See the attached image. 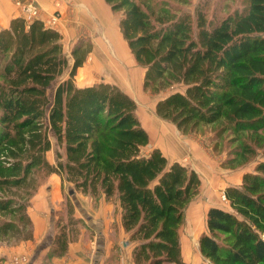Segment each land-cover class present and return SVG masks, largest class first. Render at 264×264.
<instances>
[{"label": "trees", "instance_id": "16d2710c", "mask_svg": "<svg viewBox=\"0 0 264 264\" xmlns=\"http://www.w3.org/2000/svg\"><path fill=\"white\" fill-rule=\"evenodd\" d=\"M103 1L122 15L118 29L144 68L143 92L182 88L155 103L160 119L183 134L212 126L227 148L223 166L264 156V0H198L192 12L181 9L188 0ZM61 40L55 29L23 17L0 29V247L32 240L30 201L57 174L73 194L118 202L133 264H187L179 228L198 194V175L169 164L158 149L141 155L149 137L127 93L105 82L74 85L88 53L80 44L51 99L48 91L68 65ZM50 136L55 164L46 157ZM224 198L229 210L206 212L201 256L210 264H264V159ZM73 214L67 201L41 264L63 257L77 240L80 230L72 227L81 223Z\"/></svg>", "mask_w": 264, "mask_h": 264}, {"label": "rangeland", "instance_id": "374dc122", "mask_svg": "<svg viewBox=\"0 0 264 264\" xmlns=\"http://www.w3.org/2000/svg\"><path fill=\"white\" fill-rule=\"evenodd\" d=\"M101 2L103 4L102 6L104 7L103 9H100V16L97 14V11L96 13L94 11L96 17L95 23L97 24V28L99 29L98 35H93V33L89 34L87 29H85L82 23L80 22L76 24L72 22L75 27L74 30L77 31L72 35L69 33V37L65 35L63 29H60L63 26L62 22L61 25L58 23L56 28H54L60 33L62 37L61 42L63 46V53L67 58L68 65L67 68L63 71V73L55 80L54 83H52L48 91V95L51 99L55 87L60 82L69 77V71L73 63L72 50L79 44L88 50V53H86L85 60L83 63L88 64L87 66L89 69H87L85 65V68L80 70L81 74L79 76V81L83 82L82 85H92L94 83L103 82L102 80L109 77L108 73L104 70L110 68L116 70L120 69L121 67H123L120 62H123L125 66L128 65L126 59H130L129 61L132 62V65L129 67L128 70L131 72L135 70L138 71V74L135 75V78L143 75L144 68L135 63L119 32L118 23L122 16L121 13H112L109 7L104 3V1L101 0ZM188 2L189 3L186 6L181 7V9L188 12H192L193 7L198 2V0H188ZM101 14L102 16H104L105 14V16L109 18V20L105 22V16L102 19ZM107 28L108 30H112L113 35L122 43V46L124 47V50L128 57L125 58L123 57L124 55H118L117 52L114 51L115 56L110 55L109 57V59H111L112 61V65L108 63V59L105 58L104 54L100 52L96 53V57L94 55L95 58L93 57V49L97 45H100V47L95 48V50L98 49V51L99 49H105L106 47L101 45L99 39L103 43L105 42L103 39L99 38V36L100 33H103L105 35V29ZM67 31H69V29ZM92 58L93 61H96V63L94 62L96 65H89ZM91 68L94 69L91 70ZM139 72L141 75L139 74ZM106 80L110 81V79ZM125 87L128 86L125 85ZM120 89L122 91L126 90L124 88ZM178 90L182 91V88L175 87L160 94L154 95L143 92L141 84L139 91L137 92H124L128 95L131 92V95L129 96L136 103V116L139 120V124L147 132L149 137V143L147 146L141 149V155L146 156L151 150L158 149L164 155L169 164L173 162H179L184 165L187 169L193 170L198 175L200 179V187L198 190V194L194 198H192L191 201L186 205L184 209L183 220L179 228L181 253L184 262L187 264H210L201 256L198 249V239L203 233H206L207 231L205 224L206 212L211 207L229 210L227 202L225 201V199L222 198V196H224L225 189L228 187L240 186L242 175L248 172H252L256 163L261 162L264 159V156L261 155V152H259L255 160L237 168L223 166L224 160L226 159L227 155V148L223 141L217 142L212 131V126H201L197 128L195 133L183 134L173 124L160 119L154 112V104L165 95ZM50 141L52 149L46 154V157L49 162L55 164L57 148L55 145L54 138L52 136H50ZM215 144L216 147H214ZM71 189L72 187L68 183L61 184V187L59 189V196L60 206H62V210L56 213L54 225L59 217L60 212L64 213L67 201L70 202L73 206L74 213V203L71 198L72 195H69V191ZM74 194L82 195L81 193L76 191L74 192ZM82 196L89 198L91 203L94 205H96L101 199H103L109 204L118 205V202L114 199L107 201L102 196H99L97 198H91L89 196L84 195ZM73 218V220L79 221L81 224H76L72 227V229H78L79 231L85 227V224L83 223L84 221L82 219H78L74 216V214ZM61 220L62 222L66 223L70 228V225L68 224V219H65V217H63V219ZM113 227L115 228V226ZM55 231L56 230L54 228L51 235L54 236ZM88 232L89 231L87 229V231L84 233L87 235V237L90 236ZM124 239L127 242H125L126 244L124 246H119L117 244V238L114 240L115 245L110 248L111 250L106 260L107 264H119L120 260L122 261V264H133L131 257L132 244L128 242L126 234L124 236ZM4 245H6L7 247L13 246L10 244H3L1 247L3 248Z\"/></svg>", "mask_w": 264, "mask_h": 264}, {"label": "crops", "instance_id": "0c3cea01", "mask_svg": "<svg viewBox=\"0 0 264 264\" xmlns=\"http://www.w3.org/2000/svg\"><path fill=\"white\" fill-rule=\"evenodd\" d=\"M20 1L22 3H33L37 5L44 16L56 12L59 16V24L61 25V22L63 23V26L60 29L64 30L67 37H69V33L72 35L77 31L74 30L75 27L73 23L76 24L79 22L82 23L83 27L87 29L89 34L93 33V35H98L99 29L95 23L96 17L94 11L95 13L97 11V14L100 16V9H103L104 7L102 6L103 4L101 0ZM104 16H102V19ZM16 17H22V15L15 6L14 0H0V29L6 28L10 20ZM107 20H109V18L105 16V22ZM68 29L69 31H67ZM105 30V35L100 33L99 38L103 39L104 36L106 38L108 37V30ZM110 32L112 33V30H110ZM110 35L113 36L114 45L108 46L99 39L101 45L106 47L105 49H99L98 51V49L95 50V48L100 47V45H97L93 49V57L94 55L96 57V53L100 52L108 59V63L112 65V61L109 57L110 55L115 56V52H117L118 55H124L125 58L128 57L119 39H117L113 33ZM129 60L130 59H126L128 62V65H126L127 67L123 62H120L123 66L120 69L116 70L110 68L104 70L109 76L106 78L105 75V78L110 79V81L106 79L102 81L117 87L119 86V88H124L126 89L123 90L125 92L139 91L143 75L139 72L141 76L135 78L138 71L135 70L131 72L128 70L132 65V62ZM91 62L89 65H96V61H93V58L91 59ZM87 65L88 64L83 63L81 67L77 68L73 81L76 87L89 85H82L83 82L79 81V76L81 74L80 70L85 67L89 69ZM93 69L94 68H91V70ZM125 85L128 87H125ZM129 95H131V92ZM63 183L65 184V182ZM63 183L60 176L57 174H51L47 181L44 184H41L36 194L31 199L28 208V215L32 222V240H27L10 247H7L6 245H4L3 248L0 247V260L2 264H13L15 258H24L25 262L22 264H41L43 262L47 248L53 238V235L51 234L54 229L55 215L62 210V206H60L59 189ZM72 196L71 198L74 203V216L78 219H82L85 227L80 230L77 240L68 244L66 254L61 258H53L51 260L52 264H107L106 260L109 256L110 248L115 245L114 240L117 238V244L119 246H124L127 243L124 239L125 234L120 223L119 206L109 204L103 199L94 205L89 198L83 197L80 194H74ZM113 226H115V228ZM87 229L90 234L89 237L84 234ZM119 264H122L121 260Z\"/></svg>", "mask_w": 264, "mask_h": 264}, {"label": "built area", "instance_id": "2783aa9c", "mask_svg": "<svg viewBox=\"0 0 264 264\" xmlns=\"http://www.w3.org/2000/svg\"><path fill=\"white\" fill-rule=\"evenodd\" d=\"M14 4L26 22L39 20L44 27L51 29L56 28L59 23V16L56 12L44 16L41 9L33 3H22L20 0H14ZM222 198L225 199L224 196ZM24 262V258H15L13 260V264H22Z\"/></svg>", "mask_w": 264, "mask_h": 264}, {"label": "bare ground", "instance_id": "6f19581e", "mask_svg": "<svg viewBox=\"0 0 264 264\" xmlns=\"http://www.w3.org/2000/svg\"><path fill=\"white\" fill-rule=\"evenodd\" d=\"M107 30H108V28H107ZM98 32V31H97ZM108 33H109V35H108V37L106 38L105 36L103 37V39H104V42L108 45V46H112V45H114V41H113V36L112 35H110V34H112L111 32H110V30H108ZM95 35H97V34H95ZM117 40V39H116ZM113 42V43H111V42ZM118 41V40H117ZM118 45V44H117ZM120 45V44H119ZM115 47V46H114ZM105 51V50H104ZM124 52V51H123ZM108 53V52H107ZM106 53V54H107ZM124 57V56H123ZM115 68V67H114ZM119 68V67H118Z\"/></svg>", "mask_w": 264, "mask_h": 264}, {"label": "water", "instance_id": "95a60500", "mask_svg": "<svg viewBox=\"0 0 264 264\" xmlns=\"http://www.w3.org/2000/svg\"><path fill=\"white\" fill-rule=\"evenodd\" d=\"M72 194H73V191H72V190H70V191H69V195H72Z\"/></svg>", "mask_w": 264, "mask_h": 264}]
</instances>
